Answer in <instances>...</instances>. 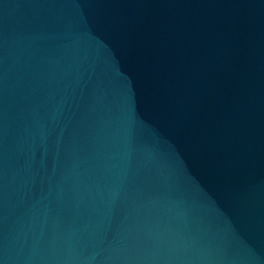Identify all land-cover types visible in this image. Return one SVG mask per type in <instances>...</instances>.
Segmentation results:
<instances>
[{
	"label": "water",
	"instance_id": "1",
	"mask_svg": "<svg viewBox=\"0 0 264 264\" xmlns=\"http://www.w3.org/2000/svg\"><path fill=\"white\" fill-rule=\"evenodd\" d=\"M0 264H264V0H0Z\"/></svg>",
	"mask_w": 264,
	"mask_h": 264
}]
</instances>
